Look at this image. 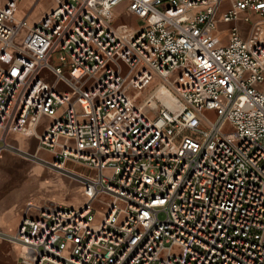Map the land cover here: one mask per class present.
I'll use <instances>...</instances> for the list:
<instances>
[{
    "label": "built area",
    "instance_id": "2783aa9c",
    "mask_svg": "<svg viewBox=\"0 0 264 264\" xmlns=\"http://www.w3.org/2000/svg\"><path fill=\"white\" fill-rule=\"evenodd\" d=\"M17 3L0 5V130L35 135L83 196L27 205L17 264H264V29L216 32L264 0H57L33 23Z\"/></svg>",
    "mask_w": 264,
    "mask_h": 264
},
{
    "label": "crops",
    "instance_id": "0c3cea01",
    "mask_svg": "<svg viewBox=\"0 0 264 264\" xmlns=\"http://www.w3.org/2000/svg\"><path fill=\"white\" fill-rule=\"evenodd\" d=\"M5 1L0 0V5H3ZM56 3L57 0H18L14 19L25 17L30 23L36 22ZM228 5L229 1H225L223 6L226 8ZM119 6H121L120 9ZM117 11L123 13L122 18L130 27L137 28L140 25V19L126 13L125 1L114 7L113 12L116 13ZM246 16L249 17L248 21L244 20ZM239 18L243 19V22H250L251 24L247 25L250 28L246 31L243 30V24L242 28L239 29L244 38L250 37L256 24L264 29V17H260L253 11H241L237 19ZM233 22H223L220 17L216 19V28L217 24L224 29L228 28L224 31V36L216 30L217 34L221 36L223 44L228 41L229 29L235 25V22ZM21 31L23 33L20 32V37L25 34V29ZM45 121H49V119L46 118ZM2 135L4 134L0 130V137ZM4 138L6 139V145L9 144L7 142L9 139L13 146L24 148L33 155H40L41 158L39 159L42 161L53 156L51 150L39 147L35 135L25 136L21 133L9 132L4 135ZM42 161L20 162L19 160H13L12 155L8 152L0 155V264H17L19 260V246L16 242L11 241L8 236L15 232L28 204L34 206H50L54 203L80 205L83 201L73 202L82 196V188L77 182L63 176L53 168L44 166ZM69 165L77 170L85 169L77 164L69 163Z\"/></svg>",
    "mask_w": 264,
    "mask_h": 264
},
{
    "label": "rangeland",
    "instance_id": "374dc122",
    "mask_svg": "<svg viewBox=\"0 0 264 264\" xmlns=\"http://www.w3.org/2000/svg\"><path fill=\"white\" fill-rule=\"evenodd\" d=\"M120 7L121 6H119V9H120ZM123 17V13L121 12V11H117L116 13H115V16H114V20H115V22L117 23V22H122V21H124V18H122ZM220 21V20H219ZM140 22V21H139ZM235 22V23H234ZM233 23L235 24V25H233V26H235L238 30L239 29H241L242 27V24L244 25V28H243V30H248V28H250V26L248 27L247 25H251L250 24V22H248V23H245V22H243V19H241V18H239V19H236L235 21H234ZM228 28H222L220 25H218L217 24V28H216V30H217V32L220 34V35H222V36H224L225 34H224V31L225 30H227ZM21 33H23L22 31H21ZM164 82V80L161 78V77H159L157 74H154V76H153V78H152V80L149 82V84L145 87V89L141 92V94L139 95V97L137 98V100L135 101V103H137V104H139V103H141L143 100H145L153 91H155V89L161 84V83H163ZM4 137V135H2L1 137H0V139L1 138H3ZM6 140V139H5ZM7 142L9 143V145H12V143H11V141L8 139L7 140ZM4 143L0 140V146L1 145H3ZM5 149L4 150H2V153H6V152H8V153H10L11 155H12V159L13 160H19L20 162H22V161H27V162H31V161H34V160H36V161H42V160H40L39 158H41V156L40 155H37V154H31L30 153V151H28V150H26V149H24V148H21V147H16V149H12L10 146L8 147H4ZM20 148V149H19ZM7 149V150H6ZM46 159H50V157H47ZM81 196V195H80ZM79 198V199H78ZM78 198H76V199H78V200H74L73 202H80L81 200H83V196H81V197H78ZM96 207H97V209L98 210H101V207L98 205V204H96ZM161 216V215H160Z\"/></svg>",
    "mask_w": 264,
    "mask_h": 264
},
{
    "label": "bare ground",
    "instance_id": "6f19581e",
    "mask_svg": "<svg viewBox=\"0 0 264 264\" xmlns=\"http://www.w3.org/2000/svg\"><path fill=\"white\" fill-rule=\"evenodd\" d=\"M157 95L166 103V104H168V105H171V102H170V100H169V98H168V96H166L167 94H166V92H165V90L162 88V89H159V90H157ZM22 134V133H21ZM23 135H25V134H23ZM33 135V134H32ZM32 135H30V136H32ZM25 136H27V135H25ZM5 145H6V143H5ZM45 166V165H44ZM50 168V167H49ZM73 206H78V205H73Z\"/></svg>",
    "mask_w": 264,
    "mask_h": 264
}]
</instances>
